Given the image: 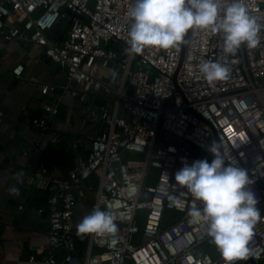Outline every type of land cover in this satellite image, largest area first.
<instances>
[{"label":"built area","instance_id":"2783aa9c","mask_svg":"<svg viewBox=\"0 0 264 264\" xmlns=\"http://www.w3.org/2000/svg\"><path fill=\"white\" fill-rule=\"evenodd\" d=\"M228 2L221 0V9ZM244 2L261 25V40L226 55L222 35L211 27L189 29L179 47L130 52L128 12L134 0H0V40L43 47L66 71L62 88L82 103L90 93L111 99L99 112L103 129L91 136L87 156L66 176H53L45 160L32 173L50 191L43 264H230L223 256L199 252L211 237L206 222H189V210L202 207V201L173 186L182 158L188 163L213 158L207 150L212 140L229 162L248 170L261 209L250 254L231 264H264V0ZM61 20L68 30L57 40L49 30ZM206 60L227 63L229 78L210 85L199 70ZM112 66L119 70L117 78L99 75ZM23 71L17 64L12 74L19 78ZM55 89L42 87L44 93ZM5 118L0 109V124ZM38 125L54 135L46 117ZM90 194L94 206L112 211L117 230L87 233L79 250L76 206ZM169 194L182 199L184 208Z\"/></svg>","mask_w":264,"mask_h":264},{"label":"crops","instance_id":"0c3cea01","mask_svg":"<svg viewBox=\"0 0 264 264\" xmlns=\"http://www.w3.org/2000/svg\"><path fill=\"white\" fill-rule=\"evenodd\" d=\"M67 30L68 23L61 20L49 35L60 40ZM17 64L24 65L19 78L12 74ZM118 74L116 66L99 70L104 78L115 79ZM66 83L65 69L52 61L43 47L22 39L0 40V109L6 114L0 124V264L44 263L50 191L32 173L45 160L53 176H66L79 158L87 156L91 136L104 127L99 112L109 106L110 96L90 93L88 101L82 103L62 88ZM45 84L56 89L44 93ZM46 105L57 112H46ZM43 117L54 135L39 127ZM43 132H47V142ZM78 140L82 144L76 147ZM12 186L19 189V194L9 191ZM94 202L93 194L81 199L76 218L89 214ZM40 208L44 211L39 212ZM218 253L216 258L222 256Z\"/></svg>","mask_w":264,"mask_h":264},{"label":"clouds","instance_id":"9594fccd","mask_svg":"<svg viewBox=\"0 0 264 264\" xmlns=\"http://www.w3.org/2000/svg\"><path fill=\"white\" fill-rule=\"evenodd\" d=\"M128 15L132 18L128 41L132 53H140L146 46L179 47L192 28L211 27L219 32L226 55L235 54L242 44L256 47L261 40V25L249 13L244 0H229L222 9L221 0H134ZM199 70L210 85L228 79L231 71L227 63L219 60H206ZM207 150L213 154L211 160L200 158L188 163L182 158L173 186L186 189L202 201V207L189 210V222H206L207 234L231 264L250 254L248 244L261 217L259 197L250 187L254 181L248 170L229 162L217 141L212 140ZM9 191L19 194L16 186ZM168 198L176 207L184 208L179 197L169 194ZM115 219L111 210L94 206L76 225L77 234L115 232Z\"/></svg>","mask_w":264,"mask_h":264},{"label":"rangeland","instance_id":"374dc122","mask_svg":"<svg viewBox=\"0 0 264 264\" xmlns=\"http://www.w3.org/2000/svg\"><path fill=\"white\" fill-rule=\"evenodd\" d=\"M171 215L177 217L179 213L171 212ZM199 251L201 252H209L213 257H218L220 254L218 253L217 246L212 242V239L206 240L199 247Z\"/></svg>","mask_w":264,"mask_h":264},{"label":"trees","instance_id":"16d2710c","mask_svg":"<svg viewBox=\"0 0 264 264\" xmlns=\"http://www.w3.org/2000/svg\"><path fill=\"white\" fill-rule=\"evenodd\" d=\"M76 240H77V246L79 250H82L87 242V234H80L78 235L76 233ZM218 250V248H217ZM220 252V251H219Z\"/></svg>","mask_w":264,"mask_h":264},{"label":"water","instance_id":"95a60500","mask_svg":"<svg viewBox=\"0 0 264 264\" xmlns=\"http://www.w3.org/2000/svg\"><path fill=\"white\" fill-rule=\"evenodd\" d=\"M42 136H43V138H45V142H47L49 140L48 137H47V132H43V135ZM41 148H44V145H42ZM32 149H36V147H33ZM211 159H209V160H211Z\"/></svg>","mask_w":264,"mask_h":264}]
</instances>
